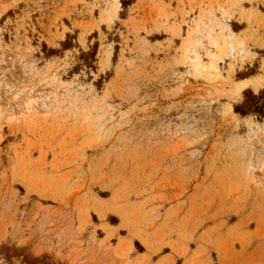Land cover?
Instances as JSON below:
<instances>
[{"label":"rangeland","instance_id":"rangeland-1","mask_svg":"<svg viewBox=\"0 0 264 264\" xmlns=\"http://www.w3.org/2000/svg\"><path fill=\"white\" fill-rule=\"evenodd\" d=\"M247 90L264 0H0V264H264Z\"/></svg>","mask_w":264,"mask_h":264},{"label":"trees","instance_id":"trees-1","mask_svg":"<svg viewBox=\"0 0 264 264\" xmlns=\"http://www.w3.org/2000/svg\"><path fill=\"white\" fill-rule=\"evenodd\" d=\"M125 6V3L123 4ZM86 57L94 58L95 53H89ZM235 113L242 117L257 116L260 119H264V90L260 91L259 94H255L252 90H247L244 93V102L235 107Z\"/></svg>","mask_w":264,"mask_h":264},{"label":"bare ground","instance_id":"bare-ground-1","mask_svg":"<svg viewBox=\"0 0 264 264\" xmlns=\"http://www.w3.org/2000/svg\"><path fill=\"white\" fill-rule=\"evenodd\" d=\"M216 43H214V45H215ZM216 46V45H215ZM195 59V58H194ZM29 103V102H28ZM31 104V103H30ZM30 108V107H29ZM28 110V109H27Z\"/></svg>","mask_w":264,"mask_h":264}]
</instances>
